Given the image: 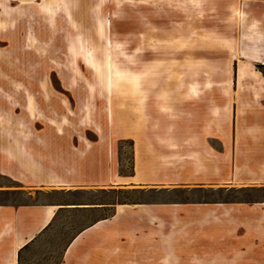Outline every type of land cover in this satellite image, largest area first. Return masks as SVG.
Instances as JSON below:
<instances>
[{"label":"rangeland","instance_id":"obj_1","mask_svg":"<svg viewBox=\"0 0 264 264\" xmlns=\"http://www.w3.org/2000/svg\"><path fill=\"white\" fill-rule=\"evenodd\" d=\"M12 233L16 264H264V0H0V264Z\"/></svg>","mask_w":264,"mask_h":264},{"label":"bare ground","instance_id":"obj_2","mask_svg":"<svg viewBox=\"0 0 264 264\" xmlns=\"http://www.w3.org/2000/svg\"><path fill=\"white\" fill-rule=\"evenodd\" d=\"M48 9V8H47ZM111 61V60H110ZM108 68H110L111 70H115L117 71L118 68L116 66H113V63L112 61L108 63ZM89 67L91 68H94V70H97L99 69V66L98 65H93L91 64ZM192 88H195V86H192ZM194 91V90H192ZM110 102V101H109ZM112 105L111 102L108 103V106ZM54 214H55V210L54 208H49L47 211H46V215H45V218H44V221L42 222V226H41V229H44L45 227H47L50 222L52 221L53 217H54ZM13 235V248H12V256L10 258V260L8 261V264H16V258L18 256V252L19 250L24 247L27 243H29L33 237H31L30 239L26 240L25 242H23L18 233H12Z\"/></svg>","mask_w":264,"mask_h":264},{"label":"trees","instance_id":"obj_3","mask_svg":"<svg viewBox=\"0 0 264 264\" xmlns=\"http://www.w3.org/2000/svg\"><path fill=\"white\" fill-rule=\"evenodd\" d=\"M60 209H62V208H60ZM56 215H57V214H56ZM56 215L54 216L53 220L55 219ZM53 220H52V221H53ZM52 221H51V223H50L47 227H45L40 233H43L44 231H46V230L48 229V227L52 224ZM84 230H85V229H84ZM84 230H82L81 232H79V233L77 234V236H78L80 233H82ZM77 236H76V237H77ZM76 237H75V238H76ZM75 238H74V239H75ZM36 239H37V237H35L33 240H31L29 243H27L24 247H22V248L19 250V252H18V258H19V259H21V255H22L23 250L29 248V247L34 243V241H35ZM74 239H73V240H74ZM73 240H72V241H73ZM67 247H68V246H67ZM66 249H67V248H66Z\"/></svg>","mask_w":264,"mask_h":264},{"label":"crops","instance_id":"obj_4","mask_svg":"<svg viewBox=\"0 0 264 264\" xmlns=\"http://www.w3.org/2000/svg\"><path fill=\"white\" fill-rule=\"evenodd\" d=\"M95 226V224L94 225H92V226H90V227H88V228H86L82 233H80L75 239H74V241H73V243L70 245V247H72L73 246V244L79 239V237L83 234V233H85V232H87V231H89V229H91V228H93ZM43 230V229H42ZM42 230H38V232H41ZM37 232V233H38ZM32 235V234H31ZM34 236H33V238H32V240L34 239V237H35V234H33ZM20 236V235H19ZM21 237V236H20ZM22 238V237H21ZM22 239H24V238H22ZM24 240H27V239H24Z\"/></svg>","mask_w":264,"mask_h":264}]
</instances>
